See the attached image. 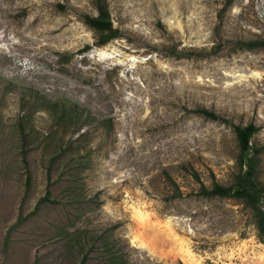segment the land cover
I'll return each instance as SVG.
<instances>
[{
	"label": "rangeland",
	"instance_id": "1",
	"mask_svg": "<svg viewBox=\"0 0 264 264\" xmlns=\"http://www.w3.org/2000/svg\"><path fill=\"white\" fill-rule=\"evenodd\" d=\"M107 2L97 46L95 0H0V264H264L244 202L198 193L234 181V125L264 183V48L236 45L264 0Z\"/></svg>",
	"mask_w": 264,
	"mask_h": 264
},
{
	"label": "trees",
	"instance_id": "2",
	"mask_svg": "<svg viewBox=\"0 0 264 264\" xmlns=\"http://www.w3.org/2000/svg\"><path fill=\"white\" fill-rule=\"evenodd\" d=\"M232 0H227L230 3ZM96 15L84 14V23L90 27L97 37V46H102L112 39L117 38L120 32L117 28H114L110 11L108 8L107 0H95ZM237 46L240 48H264V39L261 40H250V41H238ZM89 46H85V50L89 49ZM75 107V106H74ZM57 111L58 108H57ZM196 113L203 115L205 118L211 120H223L225 118L205 108H198L195 110ZM59 118L64 120L65 123H73V120H77L80 123L82 118L81 114L76 112L74 108L66 110L64 108ZM233 130L236 136L239 153L237 158L236 169L237 172L234 175V181L229 185H223L220 183H213L210 187H207L203 183H200L199 194L206 197H220V198H235L244 202L246 207L249 209L253 224L257 231L259 240L264 241V183L261 182L257 177V157L258 152L254 150L251 138L259 130L254 123H249L244 126L234 125ZM22 138H25L22 133ZM25 159V158H24ZM194 177L199 181L198 175L193 174ZM50 179V174H48ZM29 176L26 177V183L29 184ZM49 182L47 186H49ZM47 187L45 195L39 200L37 205L42 201H49V192ZM177 194L173 195V198L179 197L181 191L176 187ZM86 256H83L81 264L85 261ZM107 264H126L123 258L118 252H114L107 259Z\"/></svg>",
	"mask_w": 264,
	"mask_h": 264
},
{
	"label": "bare ground",
	"instance_id": "3",
	"mask_svg": "<svg viewBox=\"0 0 264 264\" xmlns=\"http://www.w3.org/2000/svg\"><path fill=\"white\" fill-rule=\"evenodd\" d=\"M140 246H142V244L140 242H138Z\"/></svg>",
	"mask_w": 264,
	"mask_h": 264
}]
</instances>
